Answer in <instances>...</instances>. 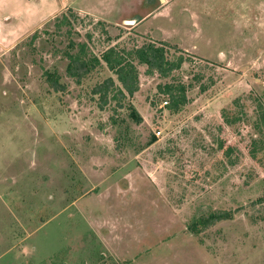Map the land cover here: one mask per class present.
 <instances>
[{
  "label": "rangeland",
  "instance_id": "1",
  "mask_svg": "<svg viewBox=\"0 0 264 264\" xmlns=\"http://www.w3.org/2000/svg\"><path fill=\"white\" fill-rule=\"evenodd\" d=\"M126 1L0 0V264H264V0L159 2L165 39L122 22ZM149 42L184 62L136 60L123 106L93 93L117 79L103 60L67 74L82 47ZM167 84L186 88L177 111Z\"/></svg>",
  "mask_w": 264,
  "mask_h": 264
},
{
  "label": "trees",
  "instance_id": "2",
  "mask_svg": "<svg viewBox=\"0 0 264 264\" xmlns=\"http://www.w3.org/2000/svg\"><path fill=\"white\" fill-rule=\"evenodd\" d=\"M83 54H85L84 47H82L80 53L69 55L70 61L67 66V74L74 78L77 83H81L100 64L101 60L116 75V80L113 76H110L93 88V93L100 97V107L102 109L110 102L111 98L117 99L120 102L129 96H134L139 90L140 78L139 69L135 63L136 60L140 64L147 65L149 73L158 72L162 76L169 75L173 70L181 67L184 62L182 55L176 60L169 59L164 45H156L155 42L144 43L140 47L131 50L111 46L103 52L101 58L97 56L84 57L82 56ZM44 73L51 89L56 92L65 90L66 86L60 81V77L56 72L46 70ZM165 87V93L171 98V103L168 107L172 111H177L187 101L186 88L182 84H167ZM112 92H114L113 97L110 96ZM119 106H123V104L120 102ZM132 115L136 121H141L134 107H132ZM258 201L264 202V195ZM232 217V211H213L209 215L199 219L197 223L201 227L197 228V225L196 227L192 225L190 228L194 233H199L221 220Z\"/></svg>",
  "mask_w": 264,
  "mask_h": 264
},
{
  "label": "crops",
  "instance_id": "3",
  "mask_svg": "<svg viewBox=\"0 0 264 264\" xmlns=\"http://www.w3.org/2000/svg\"><path fill=\"white\" fill-rule=\"evenodd\" d=\"M123 1V0H121ZM168 0H156V3H157V6L159 4V2H166L167 3ZM127 4L129 3V1H126ZM175 1H173L172 3H170L169 6H171ZM136 4H137V1H136ZM154 7V9L151 11V12H144V13H140V14H137L135 11H132V13L130 14L132 17H135L132 19L129 18V19H124L122 22H125L126 20L128 21H134L132 23V27H136L139 31H145L144 33H148L150 30L151 33H158L159 34V37L165 39L166 37L163 36V29L162 27H159L157 24L153 23L152 20H156V18H158L157 16H161L160 14H163V10L160 9L159 7ZM166 8V7H165ZM126 13H124L125 15ZM131 21V22H132ZM149 28V30H148ZM147 30V31H146ZM146 33V34H147ZM169 39V38H168Z\"/></svg>",
  "mask_w": 264,
  "mask_h": 264
},
{
  "label": "flooded vegetation",
  "instance_id": "4",
  "mask_svg": "<svg viewBox=\"0 0 264 264\" xmlns=\"http://www.w3.org/2000/svg\"><path fill=\"white\" fill-rule=\"evenodd\" d=\"M150 3L151 5H149ZM150 3H148V0H138L136 4L138 10H133V11H135L137 14L144 13V12H151L154 9V7L157 6V3H156V0H153Z\"/></svg>",
  "mask_w": 264,
  "mask_h": 264
},
{
  "label": "built area",
  "instance_id": "5",
  "mask_svg": "<svg viewBox=\"0 0 264 264\" xmlns=\"http://www.w3.org/2000/svg\"><path fill=\"white\" fill-rule=\"evenodd\" d=\"M165 103H166V102H165ZM167 103H168V102H167ZM167 103H166V104H167ZM159 133H160V132H159Z\"/></svg>",
  "mask_w": 264,
  "mask_h": 264
},
{
  "label": "water",
  "instance_id": "6",
  "mask_svg": "<svg viewBox=\"0 0 264 264\" xmlns=\"http://www.w3.org/2000/svg\"><path fill=\"white\" fill-rule=\"evenodd\" d=\"M132 22H134V21H132Z\"/></svg>",
  "mask_w": 264,
  "mask_h": 264
}]
</instances>
